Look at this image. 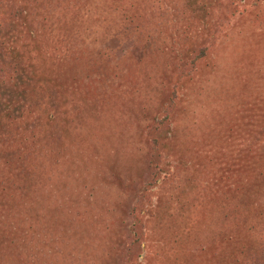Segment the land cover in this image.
Listing matches in <instances>:
<instances>
[{
    "label": "rangeland",
    "instance_id": "obj_1",
    "mask_svg": "<svg viewBox=\"0 0 264 264\" xmlns=\"http://www.w3.org/2000/svg\"><path fill=\"white\" fill-rule=\"evenodd\" d=\"M0 4V264L264 249V0Z\"/></svg>",
    "mask_w": 264,
    "mask_h": 264
},
{
    "label": "trees",
    "instance_id": "obj_2",
    "mask_svg": "<svg viewBox=\"0 0 264 264\" xmlns=\"http://www.w3.org/2000/svg\"><path fill=\"white\" fill-rule=\"evenodd\" d=\"M0 3H2V0H0ZM1 5V4H0ZM7 30L5 31V33L6 34H10V37H7V39L8 40H10L11 39V37H12V35H13V30L12 29H10L9 28V26H7V27H5ZM39 37V36H38ZM30 38L32 39V42H31V48H32V50L34 51V52H37L36 53V55H37V57L39 58V61H42L43 63H44V65L45 64H47V63H49L50 61H51V59L48 57H44L45 56V51H43V49H42V46L40 47V43L42 44V42L41 41H39L38 40V38H35V37H33L32 35L30 36ZM30 39V40H31ZM0 40H1V42H5V41H3L4 39H2V38H0ZM10 42V41H9ZM8 43V42H7ZM3 44V43H2ZM22 45H25L26 46V44H22ZM8 45H6V46H1V50L6 54V56L8 55V56H13L12 54H13V52L14 53H16V55H18V56H20L19 58H21V57H24V54L23 53H19V51L17 50V51H15V49H14V47H10V48H8L7 47ZM26 48V47H25ZM30 55L32 54V51L29 53ZM15 55V56H16ZM203 55H205L204 54V52H201V55H199V56H197L196 58H202L203 57ZM12 59H14V57L12 58ZM34 60V59H33ZM10 72V70H9V66H8V63L7 62H4L2 65H0V79L1 80H6L7 81V85H9V86H11V82L14 80L13 79V77L12 76H14L15 75V72L14 71H12L11 73H9ZM5 82V81H4ZM14 82V81H13ZM168 117H169V113L167 112L166 113V116H164L163 115V117L160 119V118H157V119H155V121L157 122V126L158 127H156V131H158V130H160L159 129V127H161V126H163L165 123H166V121H167V119H168ZM158 140H156V139H153V145L155 146V148L157 149L158 148ZM86 166V165H85ZM28 180H32L31 178H29ZM197 199H198V197H197ZM199 200V199H198ZM177 202V204L179 205V203H178V201H176ZM246 205V204H245ZM202 207V206H201ZM246 207H247V205H246ZM51 209H53V207L51 208ZM251 209V208H250ZM165 209H161V211H160V213L156 216L157 218L163 213V211H164ZM165 211H167V209L165 210ZM178 211H179V209H178ZM244 212H247V210L246 211H244ZM169 215H171V213H168ZM177 215V212L176 213H174V216H176ZM37 218V217H36ZM259 221H260V225H258V227L261 229L262 227H263V231H264V217L263 218H260L259 219ZM36 222V221H35ZM31 223V222H30ZM29 223V224H30ZM59 224V223H58ZM253 226V228H256V227H254V225H252ZM261 226V227H260ZM62 226H60V224L57 226V223L55 224V228H53L52 229V231L54 232L55 230L57 231L56 232V234L60 231V229L59 228H61ZM64 227V226H63ZM88 227V226H87ZM89 238V237H88ZM110 240L112 241V239L110 238ZM261 241H264V237L262 238V240ZM136 242L138 243L139 241H138V239L136 240ZM1 243V242H0ZM251 258H250V261H249V264H264V249L261 251V252H257L256 254H254V255H251L250 256Z\"/></svg>",
    "mask_w": 264,
    "mask_h": 264
}]
</instances>
